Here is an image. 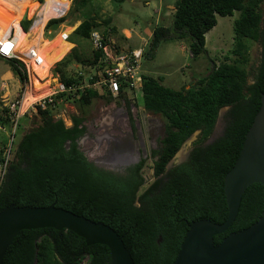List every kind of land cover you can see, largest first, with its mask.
Masks as SVG:
<instances>
[{
	"label": "trees",
	"instance_id": "trees-1",
	"mask_svg": "<svg viewBox=\"0 0 264 264\" xmlns=\"http://www.w3.org/2000/svg\"><path fill=\"white\" fill-rule=\"evenodd\" d=\"M44 0H42L43 2ZM46 1V0H45ZM44 1V3H45ZM92 0H72L77 12ZM175 12L169 27L154 29L150 48L143 57L153 56L158 45L167 39L189 40V51L196 59L207 52L206 34L217 25V17L232 16L234 48L232 58L213 65L209 73L196 80L189 89L174 90L142 74L139 94L143 109L159 116L165 124V137L158 159L152 161L153 181L144 189V178L131 181L113 177L95 167L78 148L85 134L83 116L70 117L71 126L54 119L58 104L75 102L84 110L100 98L96 91L84 90L76 95L65 93L55 97L54 106L37 110V124L12 142L9 161L1 167L0 212L9 206L49 207L70 211L112 228L131 252L135 264H174L188 225L201 219L217 224L225 222L228 209L224 195V178L234 166L245 136L261 107L264 94V0H175ZM64 18L46 25H59ZM111 19L104 21L109 26ZM33 20L21 21L28 32ZM99 25L85 18L69 35L75 44L69 54L56 63L53 72L66 85H81L84 69L74 75H60L59 67L77 61L83 67L79 50L91 41ZM111 30V29H110ZM106 39L107 31L101 33ZM50 35H53L52 33ZM54 35L48 37L52 40ZM76 38V40H74ZM248 42L259 43L260 60L252 84L245 65L249 63ZM102 51L92 49L88 62L95 71L102 69ZM21 83L27 74L17 61L5 60ZM106 101L111 97H103ZM226 112L223 134L208 146H199L212 134L219 112ZM5 113L7 110L5 109ZM6 126L8 119H0ZM199 132V140L190 159L166 173V166L185 141ZM4 158L0 157V166ZM144 165L139 167V170ZM166 173L165 177L161 176ZM160 177V178H159ZM264 188L251 185L243 194L238 214L231 227L214 237L218 245L231 233L254 224L263 211ZM110 264L109 249L86 241L68 230L51 228L24 230L8 247L2 264Z\"/></svg>",
	"mask_w": 264,
	"mask_h": 264
},
{
	"label": "rangeland",
	"instance_id": "rangeland-1",
	"mask_svg": "<svg viewBox=\"0 0 264 264\" xmlns=\"http://www.w3.org/2000/svg\"><path fill=\"white\" fill-rule=\"evenodd\" d=\"M44 1L32 0L31 2L37 5L38 12L44 4ZM174 3L175 0H92L84 9H80L77 12L73 8L72 0H66L62 2L59 7L62 14L66 11V14L61 17L65 20L60 24L58 29H56V32H52V34L54 38L57 36H61L62 38V34H71L73 31L72 29L77 27L82 20L90 18L99 25L95 31L101 34L106 30L109 37L115 41L119 48L122 49L126 46H130L132 49L142 48L145 52L150 48V40L154 29L158 26L169 27L171 25L175 12ZM37 12H35V15L27 11L26 20H36L38 17ZM238 16L239 13L234 12L232 16L217 17V25L205 36V48L207 52L196 59L192 58L190 55L188 39L181 41L167 39L162 41L156 48L153 56H145L142 58L141 74L155 79H161L164 86L174 90H180L182 88L189 89L195 84L197 79L206 76L213 65H218L225 61V58H232L230 53L234 48L233 26ZM22 17L18 20L14 18L13 23L10 25V31H16L14 25L18 23V25L20 24V30L25 32L27 25L21 24ZM61 18H52L49 21ZM107 19H111L108 27L104 24V21ZM49 21L42 27L41 37L44 40H48V37L53 36L50 35V28L45 30ZM29 40L31 41V39H28V41ZM74 40H76V38H74ZM248 47L250 58L245 68L249 74L248 84H252L260 60L261 47L259 43L252 42H248ZM92 49V41L83 44L79 50H81L80 55L85 66L83 67L77 61L71 62L67 68L63 66L59 67L60 75L61 73L67 76L74 75L76 69H79L78 65H81V69H84L85 77L95 73V69L90 68L88 65L92 57ZM69 53L68 51L63 57ZM55 64L49 69L47 78L41 81V84L47 85L46 88L50 89L49 91L51 92L56 90L57 84L61 81L59 74L57 75L53 72ZM23 68L25 69L24 66ZM25 72L27 74V80L21 83L19 79L12 74L5 59L0 58V119L6 118V107L15 101H20L21 98H23L22 111L29 108L27 106V101H29L27 100V95L30 86L29 71L25 69ZM46 94L47 92L44 93V97ZM130 103L134 105V107L128 112L124 110L125 108H122L121 105L112 104L111 102L107 103L106 100L100 98L95 99L91 106L84 110L80 109L75 102H66L54 107L53 116L54 119L63 120L66 126L71 125L70 117L72 115L78 117L83 116L85 118L86 134L81 141L82 146L85 148H83L85 152L93 148L89 143V139L100 140L102 137L106 139L117 137L114 136L116 134L114 130L121 127H125V129L131 127L134 131L133 124L131 123L132 118L136 121L142 118L145 121L147 118L155 120L160 125V130H158L159 135L163 133L162 125L164 121L159 116H153L152 113L143 109L142 96L139 93L137 94V98ZM122 110L128 114L130 123L124 118L125 115L122 113ZM227 110L228 108H223L220 112L215 133L209 139H214L219 134L222 123L221 119L226 114ZM37 122L36 107H30L18 123L13 142L17 143L21 135L33 128ZM11 130L10 124L6 126L0 124V149L10 143ZM153 139H150L148 142L151 144L153 141H156L155 138ZM198 140L199 133H196L175 154L171 166L179 164L185 154L195 146ZM156 142H159V140ZM119 149H122L121 154L125 153V148L119 147ZM151 167L152 162H149L146 165L144 174L145 178H147V180L149 179V183L153 180V170ZM1 176L2 169L0 166V181Z\"/></svg>",
	"mask_w": 264,
	"mask_h": 264
},
{
	"label": "water",
	"instance_id": "water-1",
	"mask_svg": "<svg viewBox=\"0 0 264 264\" xmlns=\"http://www.w3.org/2000/svg\"><path fill=\"white\" fill-rule=\"evenodd\" d=\"M21 21H26V16ZM59 26L58 23L52 24L50 33L56 32ZM253 184H260L264 188V94L240 154L224 178L228 209L225 222L217 224L209 219H201L189 224L174 264H264V207L259 219L250 227L229 234L218 245L214 243V237L226 232L233 224L242 196ZM46 228L72 231L83 238L87 245L106 246L110 252V264H135L130 250L112 228L53 205H12L0 212V264L21 231Z\"/></svg>",
	"mask_w": 264,
	"mask_h": 264
},
{
	"label": "built area",
	"instance_id": "built-area-1",
	"mask_svg": "<svg viewBox=\"0 0 264 264\" xmlns=\"http://www.w3.org/2000/svg\"><path fill=\"white\" fill-rule=\"evenodd\" d=\"M65 14L66 11L56 18H61ZM38 17L33 21L29 31L39 19ZM68 37L69 35L62 34V39L64 41H67ZM91 41L93 43V48L95 50L100 49L103 53V56L99 60L102 69L88 75L82 81L81 85H66L65 83L59 82L55 91H50L48 95L32 104L30 107L34 106L44 110L48 105L54 106L55 97L58 94L65 93L68 95H76L84 90L96 91L98 94L109 96L112 99L118 98L122 93H127L131 96L132 101L137 98V94L142 85L141 61L144 49L138 48L128 52H122L111 37L108 36L105 39L102 34L96 31L93 32ZM0 58L17 61L21 63L27 71H29V63L40 65L43 61L36 45H31L29 43V46L25 49L18 47L13 30H11L7 36L0 30ZM22 103L23 98L6 107V118L12 130L10 131V143L0 149V156L4 158V164L1 167H5L6 163L9 161L12 142L18 128V123L30 108L22 111ZM87 261L88 257L81 260L79 264H87Z\"/></svg>",
	"mask_w": 264,
	"mask_h": 264
},
{
	"label": "flooded vegetation",
	"instance_id": "flooded-vegetation-1",
	"mask_svg": "<svg viewBox=\"0 0 264 264\" xmlns=\"http://www.w3.org/2000/svg\"><path fill=\"white\" fill-rule=\"evenodd\" d=\"M126 111H130L129 105L128 107H124ZM129 110H128V109ZM229 110V108H228ZM227 110V111H228ZM126 114V113H125ZM153 116H157L152 114ZM220 115V114H219ZM219 115L215 124V127L212 131V134L209 138L215 133V128L219 122ZM124 118L129 121L128 114L124 116ZM131 123L133 124V129L128 127L129 129H125V127H121L114 130L116 133L114 138H103L100 140L89 139V143L93 146L92 150L84 151V147L81 144V141L84 139V135L78 140V148L85 155L89 162H91L95 167L100 170H104L109 172L113 177L120 178L121 180L131 181L133 179L137 180L140 177V174L144 172L145 166L152 161H156L158 159L159 153L162 150V140L165 137V124L162 125L163 133L159 135L160 125L157 121L147 118L145 121L143 118L141 120L131 119ZM221 127L219 134L214 139H207L199 146L205 147L217 140L222 136L224 128L226 126V117L225 115L221 119ZM113 131V130H112ZM163 135V136H162ZM154 136V137H153ZM105 137V136H104ZM159 140V142L153 141L151 144L148 142L150 139ZM154 140V139H153ZM158 144V145H156ZM114 146V147H112ZM112 147V148H110ZM125 148V153L121 154V150L119 149ZM84 148V149H83ZM196 148V145L185 154L182 158V161L176 165L166 166V173L170 169L179 166L181 164L186 163L189 159L193 150ZM117 149V150H116ZM169 164V163H168ZM144 165L139 170V167ZM166 173H164L161 177L164 178ZM144 178V189H147L150 184L156 179L153 177V180L149 183L147 178H145L144 174H141ZM160 178V177H159Z\"/></svg>",
	"mask_w": 264,
	"mask_h": 264
},
{
	"label": "bare ground",
	"instance_id": "bare-ground-1",
	"mask_svg": "<svg viewBox=\"0 0 264 264\" xmlns=\"http://www.w3.org/2000/svg\"><path fill=\"white\" fill-rule=\"evenodd\" d=\"M31 1L0 0V30L5 36L9 34L10 25L13 23L14 18L18 20L22 16H26L27 19V11L34 14L37 12V5ZM64 1L66 0H46L37 12L39 19L28 33L21 31L18 23L14 25L18 47L25 49L29 46V43L36 45L43 60L40 65L29 63L28 66L30 80L29 93L27 95V100H29L27 101L28 107L44 98L45 92H47L46 95L50 93V89L46 88L47 85L41 84V81L47 78L49 69L57 61L61 60L72 47L61 36H57L52 42L42 41L41 38L44 24L50 18H56L62 14L59 7ZM28 39H31V41H28Z\"/></svg>",
	"mask_w": 264,
	"mask_h": 264
},
{
	"label": "crops",
	"instance_id": "crops-1",
	"mask_svg": "<svg viewBox=\"0 0 264 264\" xmlns=\"http://www.w3.org/2000/svg\"><path fill=\"white\" fill-rule=\"evenodd\" d=\"M20 25V24H19ZM76 28V27H75ZM75 28L74 29H72L73 31L75 30ZM68 29H69V27H68ZM72 31V32H73ZM71 32V33H72ZM44 33V32H43ZM70 35V34H69ZM55 39V38H54ZM53 39V40H54ZM43 41H46V42H52L53 40H44V39H42ZM66 43H68V44H70L72 47L70 48V50H69V52H71V50L73 49V48H75V44H73V43H70V42H68V41H65ZM118 47V46H117ZM119 48V47H118ZM119 50L120 51H122V52H128V51H131V50H134V49H132V47H130V46H126V47H124V48H119ZM63 58V57H62ZM60 61V60H59ZM59 61H57L56 63H58ZM55 66H56V64H55ZM79 66V70H81V65H78ZM100 95V94H99ZM101 96H103V97H106V95H100V99H104V98H102ZM107 97H109V96H107ZM132 97L131 96H129L127 93H122L118 98H116V99H113V100H111V101H109V103L111 102L112 104H118V105H121L122 106V108H124V107H128V105H129V109L131 110L133 107H134V105H131V103L130 102H132V99H131ZM105 100V99H104ZM107 103H108V101H107ZM128 109V108H127ZM128 109V110H129ZM122 113H124V115H126L127 113L126 112H124V110H122ZM126 113V114H125ZM72 116H74V115H72ZM71 116V117H72ZM71 126V125H70ZM70 126H68V127H70ZM83 126H84V128H86L85 127V121H84V123H83Z\"/></svg>",
	"mask_w": 264,
	"mask_h": 264
}]
</instances>
